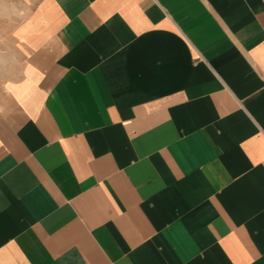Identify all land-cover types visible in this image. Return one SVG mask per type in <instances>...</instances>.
<instances>
[{
    "label": "crops",
    "instance_id": "obj_1",
    "mask_svg": "<svg viewBox=\"0 0 264 264\" xmlns=\"http://www.w3.org/2000/svg\"><path fill=\"white\" fill-rule=\"evenodd\" d=\"M3 1L0 264H264V0Z\"/></svg>",
    "mask_w": 264,
    "mask_h": 264
},
{
    "label": "rangeland",
    "instance_id": "obj_2",
    "mask_svg": "<svg viewBox=\"0 0 264 264\" xmlns=\"http://www.w3.org/2000/svg\"><path fill=\"white\" fill-rule=\"evenodd\" d=\"M5 4L3 0H0V97L1 91L5 82L16 76L19 68L20 59L13 49V43L7 38V27L5 25L6 18ZM2 108L0 104V109Z\"/></svg>",
    "mask_w": 264,
    "mask_h": 264
}]
</instances>
